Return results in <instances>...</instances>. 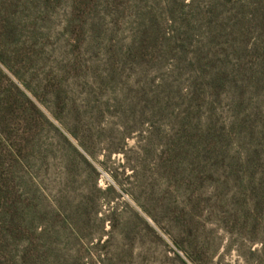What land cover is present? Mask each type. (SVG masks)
<instances>
[{
  "label": "rangeland",
  "instance_id": "374dc122",
  "mask_svg": "<svg viewBox=\"0 0 264 264\" xmlns=\"http://www.w3.org/2000/svg\"><path fill=\"white\" fill-rule=\"evenodd\" d=\"M264 0H0V264H260Z\"/></svg>",
  "mask_w": 264,
  "mask_h": 264
},
{
  "label": "trees",
  "instance_id": "16d2710c",
  "mask_svg": "<svg viewBox=\"0 0 264 264\" xmlns=\"http://www.w3.org/2000/svg\"><path fill=\"white\" fill-rule=\"evenodd\" d=\"M256 232L253 236L249 237V242L251 245H255L259 243V247L255 248L252 252L254 254H260V264H264V213L262 212V216L255 221L253 224Z\"/></svg>",
  "mask_w": 264,
  "mask_h": 264
}]
</instances>
